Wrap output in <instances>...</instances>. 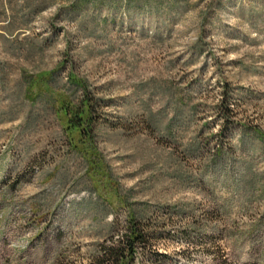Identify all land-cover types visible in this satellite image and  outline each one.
Listing matches in <instances>:
<instances>
[{
    "label": "rangeland",
    "instance_id": "1",
    "mask_svg": "<svg viewBox=\"0 0 264 264\" xmlns=\"http://www.w3.org/2000/svg\"><path fill=\"white\" fill-rule=\"evenodd\" d=\"M139 209L124 264H264V0H0V264H90Z\"/></svg>",
    "mask_w": 264,
    "mask_h": 264
},
{
    "label": "trees",
    "instance_id": "2",
    "mask_svg": "<svg viewBox=\"0 0 264 264\" xmlns=\"http://www.w3.org/2000/svg\"><path fill=\"white\" fill-rule=\"evenodd\" d=\"M225 112L229 119V116L232 115L233 111L227 107ZM80 130L82 136L87 135L84 128H81ZM155 215L156 213H151L146 209L135 211V220L131 223L129 222L127 225L126 236H122L119 241L110 246L107 243L97 246L90 259V264H124L125 261L129 259L133 260L136 257L137 247L142 246L143 248H146L150 244L151 239L155 237L163 238L165 235L163 234L162 229H165L168 226L166 221L157 225L156 228H160L158 233L152 236L148 233L150 229L155 227L153 223ZM116 223L117 219L113 223L114 225H112V228H114L113 231L115 230Z\"/></svg>",
    "mask_w": 264,
    "mask_h": 264
}]
</instances>
